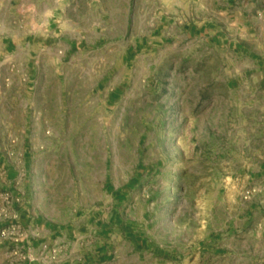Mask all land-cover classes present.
I'll use <instances>...</instances> for the list:
<instances>
[{"label": "rangeland", "instance_id": "obj_1", "mask_svg": "<svg viewBox=\"0 0 264 264\" xmlns=\"http://www.w3.org/2000/svg\"><path fill=\"white\" fill-rule=\"evenodd\" d=\"M183 4L0 8V46L11 44L0 52V228L18 221L25 232L0 242V264L93 261L103 243L107 260L89 264H232L220 247L230 237L249 240L260 264L264 224L246 218H264V194L250 183L264 173V80L249 59L185 38L168 17ZM138 163L146 171L115 203ZM247 187L257 190L243 199ZM25 189L32 223L20 222ZM91 215L98 226L110 216L146 223L167 250L134 248L118 227L96 231Z\"/></svg>", "mask_w": 264, "mask_h": 264}, {"label": "crops", "instance_id": "obj_2", "mask_svg": "<svg viewBox=\"0 0 264 264\" xmlns=\"http://www.w3.org/2000/svg\"><path fill=\"white\" fill-rule=\"evenodd\" d=\"M15 1L0 0V8H4L7 11L13 7ZM169 12L172 11L169 10ZM168 17L173 18V23H179V30L185 38L195 41L201 40L213 49H221L238 59H249L251 68L260 78L259 81L264 80V0H184L179 13H175L173 17L170 15ZM159 19L160 22L165 21L163 15ZM163 37V33H161V38L159 39L151 36V41H146V43H158ZM10 46V41L3 42V46H0V52L5 51L8 53ZM139 47L140 45H136L134 48H128L127 54H132ZM145 171L144 165L138 163L136 171H134L130 179L115 188L113 192L115 203L126 204L131 189L127 184H131L136 178L141 177ZM250 183L257 187L258 192L262 193L261 195L264 194V173L257 177H251ZM26 196L25 189L18 204V209L21 211L20 222L26 223L30 221L32 223L33 218H30L29 215ZM260 216V211L253 213V215L246 218L248 220L247 223L252 222L253 226L261 227L264 224V218ZM89 220L95 224L96 231L99 232L108 229V226L113 227V229L118 227L125 238L130 239L134 248L148 247L155 253L167 250L159 244V241L148 236L146 223L142 227L138 224L134 228L127 218L121 220L118 224L117 219L110 216L108 221L102 226L97 225L98 219L92 215L89 216L87 222ZM76 229L79 230L80 226H77ZM253 231L250 230V233H253ZM72 232L76 235L74 229ZM67 235H70V233L68 232ZM67 235L65 234V237ZM244 245L247 248L241 249ZM251 245L252 243L249 240L243 241L230 237L223 240L220 247H225V253L230 254L232 264H255L257 256L255 251L250 249ZM108 246L103 243V245L100 244L99 247H96L94 254H92L93 261L91 259L87 260V257L83 255L76 259L65 258L58 264H89L90 261L102 263L107 260ZM215 247L218 248V246ZM259 263L264 264V257L259 260Z\"/></svg>", "mask_w": 264, "mask_h": 264}, {"label": "built area", "instance_id": "obj_3", "mask_svg": "<svg viewBox=\"0 0 264 264\" xmlns=\"http://www.w3.org/2000/svg\"><path fill=\"white\" fill-rule=\"evenodd\" d=\"M256 190L257 189L255 187L244 188L241 192L242 198L248 199L254 192H256ZM6 200L11 203L13 199H9L8 197H6ZM23 229V225L18 221L10 222L6 226L0 228V242L5 241L9 238L14 242L23 240V237L25 236V232Z\"/></svg>", "mask_w": 264, "mask_h": 264}]
</instances>
